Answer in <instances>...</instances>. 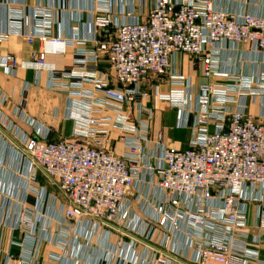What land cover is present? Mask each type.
<instances>
[{
  "label": "built area",
  "instance_id": "obj_1",
  "mask_svg": "<svg viewBox=\"0 0 264 264\" xmlns=\"http://www.w3.org/2000/svg\"><path fill=\"white\" fill-rule=\"evenodd\" d=\"M92 1L98 8L88 39L96 49L77 50L71 70L62 73L79 86L91 82L92 90H69L55 77V66L46 63L48 54H65L68 47L63 38L49 35L50 8L35 15L38 32L24 31L21 16L11 21L12 29L0 30V42L14 34L30 44L40 41L34 61L9 53L0 65L11 72L19 67L51 71L52 85L69 90L74 122L70 137L53 141L51 129L22 109L15 115L32 126L30 134L0 111V122L22 145H14V152L27 164L23 193L38 198L32 207L26 198L20 200V190L0 196V264H43L45 257L54 264H179V257L189 259L188 250L195 253L192 264H264L248 241V203L264 199V123L247 113L246 101L264 95V65L248 75L222 59L228 46L238 52L241 45L264 56V14L229 11L213 0H153L146 19L118 22L109 0ZM110 28H115L114 38L104 40L103 32ZM99 53L121 87L112 86L108 75L74 69L86 65V57L78 56ZM179 54L190 55L208 81L197 86L178 72ZM215 77L223 80L211 81ZM153 78L170 82V91L157 96L178 109L177 127L191 131L186 149L168 146L162 131L151 136L154 109L143 102V83ZM7 100L0 93V105ZM126 106L135 108L136 118ZM107 111L114 115H105ZM112 129L125 143L124 154L108 147ZM39 172L64 198L59 209L57 197L38 187ZM155 175L156 192L144 200L143 185ZM131 196L142 201L144 218H135ZM158 227L166 230L160 240L155 237ZM184 227L185 245H172L167 254L144 243L155 240L163 246L168 234ZM261 228L252 243L264 237V211ZM111 232L130 240L119 238V249L98 256L95 246ZM138 244H143L141 251Z\"/></svg>",
  "mask_w": 264,
  "mask_h": 264
},
{
  "label": "crops",
  "instance_id": "obj_2",
  "mask_svg": "<svg viewBox=\"0 0 264 264\" xmlns=\"http://www.w3.org/2000/svg\"><path fill=\"white\" fill-rule=\"evenodd\" d=\"M153 0H109L116 21H142L147 18L150 6ZM218 6L235 12H254L256 14H264V0H213ZM43 8L51 9V28L49 35L52 37H61L67 42V52L65 54H48L46 63L54 65L57 73L55 77L61 82L69 85V90H92L91 82H83L82 86L77 85L78 80L75 78H65L62 76L64 71H70L71 65L75 59V52L80 49L92 51L96 49V45L90 41L92 37V23L97 15V1L92 0H0V30L9 31L11 21L18 16L22 18V28L28 32H38L35 27V15ZM115 28L104 30L103 39L108 40L114 38ZM83 42V43H82ZM41 49V43L38 39L33 44L27 42L23 35H11L9 40L0 42V63L9 53L14 54L21 61H34V53ZM223 54L222 59L227 67L234 71L242 70L244 74L254 75L255 72L263 68L264 56L250 46L241 45L240 51L230 50ZM86 57V65L76 66L78 71H95L98 75H108L112 86L121 87L117 83L114 70L108 62L106 56L99 53L98 57ZM242 59L240 60V58ZM231 65V66H230ZM176 69L178 72L191 77L196 85H201L208 80L202 77L201 67L198 66L190 55H177ZM54 76L48 69L36 70L34 68L19 67L15 72L0 65V93L8 96L5 104L0 105V111L3 115L8 116L23 132L32 133V126L15 115L16 109H22L31 120L38 122L45 128L51 129V140L58 141L68 138L72 135L74 122L69 118L70 106L72 98L69 90L54 87L51 83ZM222 78L215 77L211 81H221ZM170 82L166 78H153L143 83V90L147 92V96L143 99L146 106L153 107L154 118L151 127V136L156 137L159 131L164 134V143L168 146L186 149L189 146L191 131L189 129L178 128V109L172 107L168 102L159 99L157 93H168L170 91ZM245 99L239 101L243 103ZM247 113L250 114L257 122L264 123V95L247 96ZM234 107L238 104L234 103ZM127 111L131 113L133 118L137 117V113L133 106H126ZM105 115L113 116V111H107ZM111 127V125L109 126ZM111 129V128H110ZM108 147L117 154H124L126 150L125 143L120 139L119 132L112 129L109 133ZM16 147L22 146L19 139L13 134L7 126H3L0 122V193L1 197L9 196L11 192L15 195L20 190V200L26 198V203L35 206L38 202L37 195L34 193L25 194L24 185L27 179V164L24 158L14 152ZM149 147H153L150 143ZM141 167V166H140ZM144 168H142L143 170ZM38 187H43L47 193L57 197V209L64 198L60 194L57 186L53 185L41 172L37 175ZM158 176L155 175L151 182H145L143 185V194L145 199L149 196V200L156 192V183ZM20 188V189H19ZM2 189V190H1ZM3 193V194H2ZM258 196L262 195V189L257 190ZM132 199V210L135 218H144L141 210L143 205L141 200ZM2 200V199H1ZM18 200V201H20ZM248 224L250 237L248 239L251 248H258L260 257L264 260V237L259 244L252 243L256 236H261L263 229L261 228V218L264 211V199L253 200L248 203ZM52 211V210H51ZM54 211V210H53ZM53 214V213H52ZM186 229L177 231L175 234H168L167 244L160 246L158 243L145 242L159 250L161 253L167 254L172 245L184 246L186 242ZM166 230L158 227L155 237L160 240ZM8 243L10 232L5 231ZM169 237V238H168ZM106 238V237H105ZM129 242L128 237H122L119 233L111 232L106 239H103L98 248V256H104L109 248H115L118 239ZM114 246V247H113ZM138 251L143 249V244L136 246ZM118 251V250H117ZM189 259L179 257V264H192L191 257H195L193 250L189 251ZM43 264H54L48 257L43 258ZM128 264H131L130 262ZM133 264V263H132ZM138 264V263H137Z\"/></svg>",
  "mask_w": 264,
  "mask_h": 264
}]
</instances>
